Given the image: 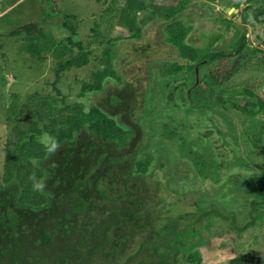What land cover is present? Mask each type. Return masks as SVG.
<instances>
[{
	"label": "trees",
	"instance_id": "trees-1",
	"mask_svg": "<svg viewBox=\"0 0 264 264\" xmlns=\"http://www.w3.org/2000/svg\"><path fill=\"white\" fill-rule=\"evenodd\" d=\"M192 2L125 0L114 10L116 3L110 12H116L117 27L129 37L108 40L103 68L92 72L76 96L62 92V78L88 66L92 52L73 41L76 30L68 19L69 36L59 42L36 24L0 37L8 46L18 43V55L29 56L37 70L53 61V81L46 82L51 92L12 94L9 102L0 177V264H203L204 252L211 257L234 247L241 253L229 264H264L263 256L246 248L257 244L255 233L264 229V96L249 85L226 86L251 62L264 72L263 51L250 47L246 28L257 21L264 27V6L250 1L239 25L203 5L210 13H196L209 32L220 33L202 47L188 39L197 26L188 20ZM150 19L173 49L172 57L157 64L170 90L162 120L170 134L149 153L126 155L138 140L137 129L85 103L108 82L121 81L114 67L117 45L141 39ZM231 36L230 50L213 51L216 41ZM255 37L264 39L259 33ZM146 40L150 48L161 44ZM111 97L112 108L124 105V99ZM215 112L225 113L219 119ZM225 121L234 132L231 139L224 136ZM192 127L198 133L188 137ZM85 132L94 140L76 149ZM44 133L60 144L54 155L40 143ZM164 147L169 152L160 150ZM161 156L180 163L174 168L180 170L161 177L155 171ZM32 172L46 184L43 192L31 190ZM247 234L252 242H245Z\"/></svg>",
	"mask_w": 264,
	"mask_h": 264
},
{
	"label": "rangeland",
	"instance_id": "rangeland-1",
	"mask_svg": "<svg viewBox=\"0 0 264 264\" xmlns=\"http://www.w3.org/2000/svg\"><path fill=\"white\" fill-rule=\"evenodd\" d=\"M193 1L191 4L194 9L191 10L193 12L190 13L188 20L191 24L196 23L197 26L191 30L188 39L192 46L202 47L212 42L220 33L217 31L209 32L210 29H207L208 25L206 20L204 21L203 15L200 16L201 14L196 13L197 11L204 14L210 13L203 5H206L210 11L224 14L225 17L234 22L237 21L239 25L241 24V20L239 21L241 13L250 4V1L251 4L264 6V0ZM124 3L125 0H0V37L23 25L36 24L38 27L51 32L59 42L69 36L65 28L68 19L76 30L73 41L82 42L92 52L91 62L88 66L79 70H72L62 78L60 86L62 92L76 96L80 92L83 82L91 80L92 72L97 68H103L101 61L108 40L119 37L120 34L128 36L124 29L117 27L116 12H110L115 4L114 10H117ZM230 10H234L232 11L233 15L230 14ZM254 23L246 25L247 40L251 48H259L263 51L264 56V39L257 42L255 37L258 33L264 37V27L259 21ZM205 33L212 35L211 39L206 38ZM148 37L157 39L161 44H154L152 48L147 47L146 39ZM234 45L235 38L231 36L222 41H216L212 47L213 51L230 50ZM19 46L15 42L8 46L4 39L0 38V177L3 173L5 158L7 110L12 94L25 95L36 91L51 92V87H48L46 82L53 81L52 59H49L40 70H37L35 65L27 59L29 56L18 55ZM172 54L173 49L169 43L164 41L162 27L157 21L150 19L142 27L141 39L122 40L117 45L114 67L122 77L121 81L108 82L102 92L88 96L85 103L87 107H89V103L100 106L111 116L117 117L122 123L133 124L139 132L137 134L138 140L125 150L126 155H132L134 152L149 153L151 149L159 147L157 146L159 142H168L170 133H168L169 130L164 129L162 120L167 118L163 111L169 107L167 97L170 90L163 85L164 78L157 64L159 59L172 57ZM261 71L263 70L256 68L251 62L226 86L249 85L260 96H264V72ZM125 80H128L129 83ZM113 95L124 99L122 108L120 106L117 109L112 108L111 103L115 104L111 97ZM159 111L160 113H157ZM223 113L225 112H215L213 118H223ZM139 122L146 131L144 128L138 129L137 123ZM223 128L224 136L231 139L234 132L227 121L223 122ZM197 133V129L192 127L187 130L186 135L188 137L192 134L196 136ZM154 135L158 138H154ZM91 139L94 140V137L88 135L87 132L81 134L78 137L76 149H83ZM160 150L169 152L166 147ZM174 164H170L165 156H161L155 171L163 177L170 172L180 170V168L174 169L180 163ZM233 176L230 178L234 179ZM237 176L239 180L244 178L240 174ZM255 234L258 236L257 244L251 246L248 243L246 248L252 249L264 257V229L258 230ZM246 238L245 242L250 240L248 234ZM252 240L250 241L252 242ZM240 253V249L236 247L216 250L211 257L204 252L203 264H229Z\"/></svg>",
	"mask_w": 264,
	"mask_h": 264
},
{
	"label": "clouds",
	"instance_id": "clouds-1",
	"mask_svg": "<svg viewBox=\"0 0 264 264\" xmlns=\"http://www.w3.org/2000/svg\"><path fill=\"white\" fill-rule=\"evenodd\" d=\"M40 143L43 145L47 154L54 155L60 148V144L57 141L55 136H52L48 133H44L41 137ZM57 165L55 161H53L50 167L55 168ZM28 180L31 182V190L34 192H43L46 188V184L37 178L36 173L32 172L28 176Z\"/></svg>",
	"mask_w": 264,
	"mask_h": 264
},
{
	"label": "water",
	"instance_id": "water-1",
	"mask_svg": "<svg viewBox=\"0 0 264 264\" xmlns=\"http://www.w3.org/2000/svg\"><path fill=\"white\" fill-rule=\"evenodd\" d=\"M232 11H234V10H230V12H231L230 14H231V15H233V14H234V13H232ZM235 12H236V11H235ZM240 20H241V18L239 19V21H240ZM197 78H198V77H197Z\"/></svg>",
	"mask_w": 264,
	"mask_h": 264
}]
</instances>
